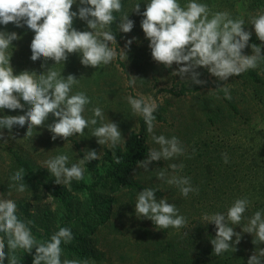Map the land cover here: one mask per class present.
<instances>
[{
	"label": "clouds",
	"instance_id": "clouds-1",
	"mask_svg": "<svg viewBox=\"0 0 264 264\" xmlns=\"http://www.w3.org/2000/svg\"><path fill=\"white\" fill-rule=\"evenodd\" d=\"M73 5L77 10L73 11ZM141 15V28L145 38L149 40V48L153 60L166 68L175 63L178 68L172 74L180 79H187L192 85L204 86L199 68L226 82L230 77L240 76L248 70H254L264 63V9L258 11L248 23L254 28L255 35L261 45L251 44L250 55L244 54L252 32L246 30L243 17L233 18L228 11H213L201 0H187L183 5L180 0H146L145 10L141 12V3H135L132 11ZM119 13V17L116 15ZM84 21L89 30H78L74 20ZM117 20L119 21L118 23ZM13 24L17 28L27 26L34 32L31 40L30 59L35 62L43 58L42 68L46 71L23 70L14 74L9 52L13 41L22 37L15 31L0 30V110H20L21 115L0 116V141L7 143L4 129L9 133L15 126L27 125L24 137H31L33 129L47 127L52 133L51 139L67 140L74 135H84L87 128L92 129V136L100 145L107 144L115 149L117 145H125L119 125L109 120L104 121V111L97 106L91 109L92 116L84 115L91 98L84 91L73 93V87L80 80L74 74L65 78L53 67H47V61L54 64H65L70 54H79L80 63L85 67L97 68L108 65L118 56L117 50L111 45L116 44V34L111 26L115 23L119 32L130 33L134 21L124 11L122 0H0V25L5 27ZM136 37L128 39L122 49L121 58H127L126 50ZM138 77L130 76L128 84L134 86ZM217 87L223 91L224 97L231 100V92L226 84ZM134 115H141L146 130L159 149H149L147 158L139 162V167L148 171L153 161L171 160L184 155L185 148L178 137L167 138L155 135L158 105L150 98L126 97ZM23 101V103L21 102ZM27 105V108L25 106ZM51 114L52 123H46ZM99 121V126L98 125ZM14 137V136H13ZM224 163L229 162L227 153H222ZM116 163L120 158L113 152ZM100 159L95 149H84L82 159L70 164L67 153L58 154L46 160L47 170L54 176L58 185H70L73 180H84L85 164ZM70 164V166H69ZM184 165L169 164L174 173L182 170ZM167 170L157 173V179L165 180L169 185L179 188L184 197L189 193L198 192L187 176L172 175L166 179ZM25 169L19 168L11 176V187L23 193L28 187L25 183ZM157 189L143 188L139 191L135 203L136 216L150 219L160 229H182L186 227L187 217L180 214L174 203L167 197L157 199ZM249 206L247 198H237L228 208L227 213H205L203 219L215 225L216 235L211 240L213 252L219 256L224 252L237 251L236 245L241 241V233L235 232L231 225H239L245 218ZM15 200L0 196V264H22L23 258L18 255L23 251L35 254L32 264H89L80 259H61L63 244L74 239L69 227H59L48 240H38L32 232L31 220H23L18 216ZM243 232L255 236L253 243H264V210H258L248 218ZM235 236V241L233 237ZM264 260V248L253 252L247 264H261Z\"/></svg>",
	"mask_w": 264,
	"mask_h": 264
},
{
	"label": "rangeland",
	"instance_id": "rangeland-1",
	"mask_svg": "<svg viewBox=\"0 0 264 264\" xmlns=\"http://www.w3.org/2000/svg\"><path fill=\"white\" fill-rule=\"evenodd\" d=\"M138 2L141 3V12L145 10L146 0H133L125 11L129 13V18L135 22L134 28L130 33H123L125 36L123 43L117 42L111 45L117 50L118 56L110 64L101 65L97 68L85 67L80 63L79 54H70L65 64L56 65L54 61L48 60L47 67H53L60 71L65 78L69 74H74L79 78L80 83L73 87V93L84 91L91 98V103L86 107L84 115L91 117V109L97 106L101 107L104 111L103 122H108L109 120L116 122L126 142L131 133L140 131V120L142 118L141 115L133 114L126 97H144L146 100L150 98L158 107L162 106L165 108L166 113L164 116L166 121L156 123L154 133L157 136L162 134L167 138L178 137L185 148L184 155L174 157L171 160L153 161L149 164L148 171L137 166L129 175V178L142 181L145 187L157 189L159 195L162 194L157 199L167 197L168 202L174 203L176 206L180 202L183 203L182 208L184 210L204 213V139L215 140L217 143L220 141L222 143L225 140L228 145L236 147L238 154H243L247 162H259V156L264 153V98L261 103L256 101L249 109V113L244 114L242 118L230 120L227 132L223 133L224 135L209 127L207 125V108L205 106H209L216 101L218 96L216 95L217 89L214 88L207 91L203 89L198 93L182 97L164 92V90L170 89L177 91L184 85L191 86L192 84L189 80L180 79L179 76L172 74L178 68L175 63L172 68H166L153 60L149 48V40L145 38L141 28L143 17L131 12L133 5ZM186 2L187 0H180L182 5ZM201 2L208 4L213 11H228L233 18L243 17L245 19L246 30L251 31L252 36L249 41V47L245 48L244 54H252L251 44H262L248 21L257 15L258 11L264 9V0H201ZM72 10H77V5H73ZM74 27L81 31L89 30L86 23L78 18L74 20ZM14 31L22 37L18 41H13V46L9 48V52L13 53L11 65L13 66L14 74H18L23 70L36 71L37 74L46 71L47 68L41 67L44 63L43 58L35 62L30 59V44L34 37V32L28 29L27 26L23 28L16 27ZM133 37L137 39L130 45V50H126L127 58L122 59V49L125 48L127 40ZM262 54H264V48H262ZM262 66L261 64L257 69L261 71ZM197 71L201 72L200 78L202 80H211L214 84H226L230 89L231 96L234 95L235 98L239 97L240 100L251 101L249 97L247 99L242 98V96L248 94L245 79L238 80L236 76H233L228 81L222 82L217 81V78L210 75L204 68H199ZM130 76L138 77L134 86L128 84ZM220 98L222 99L221 96ZM21 102L23 103V101ZM25 108H27V105ZM21 114L24 113L20 110H0V116ZM46 123H50L49 120ZM97 126H99V121ZM26 131L27 125L23 128L15 126L11 133L7 129L3 130L7 143L0 141V196L11 198L16 203L25 202L29 204L31 212L37 220L35 230L38 232L45 226L53 228V232H56L63 219L68 216V207L75 216H82L88 210L89 203L87 196L72 191L71 184H56L54 176L47 170L44 162L52 156L67 153L70 157V164L75 163L83 158L84 149H95L100 156L97 164L98 171L103 175L108 166L105 157L106 150L111 148L107 144L100 145L97 142V138L92 136L91 128L85 129L83 136L74 135V141H65L61 138L53 141L51 139L52 133L48 131L47 127L34 128L31 137H24ZM147 145L149 149L155 148L158 150L160 147L152 140L151 134H149ZM117 146L123 147L124 145ZM11 149L19 152L21 156L31 159L39 168H42L49 178L52 189L66 188L68 195V205L66 207L62 203L56 202L48 189L37 182H27L28 187L23 193L17 192L15 188L10 186L12 184L10 176L17 171L10 154ZM173 163L178 165L182 163L184 167L174 173L168 168V165ZM84 167L85 178L81 181L92 184L96 180V175L88 171L86 164ZM162 169L167 170L166 179L172 175L190 177L192 186L197 188L198 192L189 193L188 197L182 196L177 186L169 185L165 180L157 179V173ZM195 179L200 180L199 185H194ZM245 192L250 193V190L248 189ZM236 193L237 195L239 194L237 190ZM116 194L109 189L101 188L97 191L96 196L98 202L102 203L108 198H116ZM121 201V205L119 204L115 208L117 216L114 220L116 225L114 230L118 235L112 234L104 237L96 245L104 253L105 261L102 264H147L148 257L147 254L143 253V250L152 249L155 244L149 242L143 248L144 243H141L139 248L137 246L139 235H143L146 230H149L152 237L151 242L157 243L158 241L171 240L176 235H179L177 234L178 232H182V229H179L175 233H163V230L153 225L150 219L136 216L135 204L125 206L124 202H127V197L122 198ZM227 210L224 214L227 213ZM110 211L111 209L106 213ZM232 227H234V231L242 228L241 225H233ZM244 234L246 236L245 241L247 243L250 242L246 250V254L249 257L253 252L264 248V243L252 246V239L255 236L245 232ZM116 237L119 241L115 242ZM146 238L150 239V237ZM21 256L23 257V254ZM27 262L22 260V264H28ZM5 264H7V260H5ZM238 264H244V262L240 260Z\"/></svg>",
	"mask_w": 264,
	"mask_h": 264
},
{
	"label": "trees",
	"instance_id": "trees-1",
	"mask_svg": "<svg viewBox=\"0 0 264 264\" xmlns=\"http://www.w3.org/2000/svg\"><path fill=\"white\" fill-rule=\"evenodd\" d=\"M133 0H122L124 5V11L132 4ZM119 17V13L116 14ZM119 21L117 20L116 23ZM16 27L9 23L6 27L0 25V30L14 31ZM112 31L116 34V40L118 43H123L124 34L119 32L116 24L112 26ZM262 70L258 69L248 70L247 72L236 76L238 80L245 79L247 82L248 94L242 96L243 99L250 98L251 101L240 100L239 97L232 95L231 100H227L224 97L223 91H221L217 84H214L211 80H207V84L204 86L191 85L182 86L179 90H164V92L170 93L177 97H182L188 94L198 93L204 89V91L210 89H217V98L207 108V125L214 128L216 131L224 135L227 132L228 122L232 119L242 118L244 114L249 113V109L256 101L261 103L264 98V64L261 63ZM18 73V72H17ZM222 85V83H219ZM250 89V92H249ZM222 97V99L220 98ZM250 103V104H249ZM249 104V105H248ZM206 105V104H205ZM166 109L162 106L157 108L154 113L156 116V123L165 122L166 118L164 114ZM49 122L52 123L54 117L49 115ZM224 133V134H223ZM149 133L146 130V124L143 117L140 120V131L138 133H131L126 144L117 146L115 149L106 150V160L108 166L105 174H100L98 171V160H94L90 163H86V167L89 172L96 175V180L92 184H88L84 181H73L71 183L72 191L77 194L87 196L89 207L88 210L82 216H75L72 210L68 207V216L63 219L59 227L71 228L74 239L69 244L61 245L63 249V255L61 259H80L88 261L89 264H102L104 259V253H102L96 245L99 241L109 235L115 233V218L117 213L115 208L122 203V198L127 197V202L124 205H134L136 203L137 194L145 188L142 181L135 178H129V175L139 165L140 161L147 158L149 146L147 145ZM67 140H73L69 137ZM215 140L204 139V213L198 211L184 210L183 203L180 202L177 208L180 214L187 217L188 223L186 227L182 228V232H178L174 238L168 241L151 242V232L146 230L143 235H139L137 239V246L140 248L141 243L155 244L154 248L143 250L144 254H147V264H238L240 260L247 264L250 258L246 254V250L250 242L245 241V234L242 229L247 225L248 218H250L254 212L258 210H264V153L259 156V162H247L243 154H238V149L234 146H230L224 140V142L217 143ZM78 144V142H76ZM113 152L116 157L120 158V163H116ZM222 153H227L229 162L224 163ZM12 161L14 167L18 170L24 168L26 176L24 177L25 183L37 182L44 185L48 191L53 195L56 202L62 203L65 207L68 205V195L65 187H59L55 190L52 189L49 183L45 171L42 168L32 162L31 159L21 156L19 152L11 149ZM46 180V181H44ZM194 185H199L200 180L195 179ZM111 190L116 194V198H108L102 203L98 202L96 193L99 189ZM249 192H245L246 190ZM236 190L239 192L237 195ZM159 192H156V197H161ZM232 196V197H231ZM237 198H247L249 200V206L244 214V219L241 221V225L238 231L241 233V241L236 245L237 251L233 252L229 250L221 255L217 256L213 252V246L211 240L215 238L216 229L215 225L209 223L203 219L205 213L211 215L213 213H224ZM229 203V204H228ZM18 216L27 221L31 220L33 223L30 225L33 234L38 240H48L54 233L53 228L44 227L38 232L35 230L37 220L35 215L31 212L30 205L25 202L17 203ZM109 209L111 211L106 213ZM154 225V223L151 221ZM233 226V225H231ZM57 228V230L59 229ZM163 233H172L177 230L174 228L162 229ZM44 232V233H42ZM146 237H150L148 240ZM118 240L116 237L115 242ZM248 240V238H247ZM255 240V237L252 239ZM119 241V240H118ZM235 241V236L233 237ZM255 244H260L256 242ZM254 246V243L252 244ZM142 248V249H143ZM23 254V257L21 256ZM35 254L33 249L32 254L26 252H19L23 260L28 261V264H32V257ZM252 255V254H251ZM151 262V263H149ZM263 264V260L261 262Z\"/></svg>",
	"mask_w": 264,
	"mask_h": 264
}]
</instances>
